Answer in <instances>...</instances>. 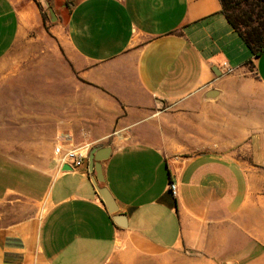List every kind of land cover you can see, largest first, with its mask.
<instances>
[{
  "label": "crops",
  "instance_id": "crops-1",
  "mask_svg": "<svg viewBox=\"0 0 264 264\" xmlns=\"http://www.w3.org/2000/svg\"><path fill=\"white\" fill-rule=\"evenodd\" d=\"M55 1L39 40L21 39L38 0H0V204L30 208L0 226V264H264V52L219 0ZM57 146L88 153L72 170ZM106 146L116 214L89 171Z\"/></svg>",
  "mask_w": 264,
  "mask_h": 264
},
{
  "label": "trees",
  "instance_id": "trees-1",
  "mask_svg": "<svg viewBox=\"0 0 264 264\" xmlns=\"http://www.w3.org/2000/svg\"><path fill=\"white\" fill-rule=\"evenodd\" d=\"M221 14L243 41L253 58L264 52V0H219ZM41 19L45 13L37 3ZM252 66V63H248Z\"/></svg>",
  "mask_w": 264,
  "mask_h": 264
},
{
  "label": "rangeland",
  "instance_id": "rangeland-1",
  "mask_svg": "<svg viewBox=\"0 0 264 264\" xmlns=\"http://www.w3.org/2000/svg\"><path fill=\"white\" fill-rule=\"evenodd\" d=\"M50 2L53 6L58 5L57 1L55 0H50ZM51 28L52 24L46 17V20L44 19V21L41 19V24L38 27L23 26L21 39H55L56 37L54 36L53 32H51ZM248 70L251 72V67H249ZM23 210L29 211L30 208L27 205L21 203L14 205V207L0 204V226L7 225L16 220L18 216L24 213ZM135 262H114L112 264H225L203 258L202 256H190L184 254L183 252L168 253L156 259H136Z\"/></svg>",
  "mask_w": 264,
  "mask_h": 264
},
{
  "label": "water",
  "instance_id": "water-1",
  "mask_svg": "<svg viewBox=\"0 0 264 264\" xmlns=\"http://www.w3.org/2000/svg\"><path fill=\"white\" fill-rule=\"evenodd\" d=\"M41 9L44 11L49 22L53 23L57 20L56 15L53 9L50 7L48 0H38ZM109 147H95L89 151L88 154V163L89 171L94 172L95 176L92 178V184L95 187V190L106 207L107 211L110 214H116L118 211L117 205L112 198L111 194L105 187H100L98 184L103 183V176L101 173L100 162L104 161L107 158V155L110 152ZM63 170H68V167H64ZM115 219L120 218V216H114ZM187 255L190 256H199L200 253L195 251H186ZM227 264H235L234 262H228Z\"/></svg>",
  "mask_w": 264,
  "mask_h": 264
},
{
  "label": "built area",
  "instance_id": "built-area-1",
  "mask_svg": "<svg viewBox=\"0 0 264 264\" xmlns=\"http://www.w3.org/2000/svg\"><path fill=\"white\" fill-rule=\"evenodd\" d=\"M55 155L58 157L60 164L68 165L72 170H76L81 166L83 159L88 153V147L70 149L65 152L62 151L60 146L55 147ZM169 190L173 196L176 194V185L174 183L169 184Z\"/></svg>",
  "mask_w": 264,
  "mask_h": 264
}]
</instances>
